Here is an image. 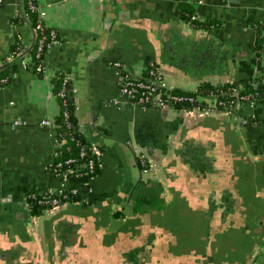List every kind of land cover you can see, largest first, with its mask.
Listing matches in <instances>:
<instances>
[{
  "label": "crops",
  "instance_id": "0c3cea01",
  "mask_svg": "<svg viewBox=\"0 0 264 264\" xmlns=\"http://www.w3.org/2000/svg\"><path fill=\"white\" fill-rule=\"evenodd\" d=\"M38 1L61 41L46 53L44 74L18 64L0 89V264L18 251L24 264H137L131 252H139L141 264H264L263 94L242 106L243 123L229 114L113 104L118 77L110 66L119 60L138 77L159 57L171 87L195 92L226 80L257 87L264 59L255 56L259 36L248 23L264 35V0ZM185 2L220 25L187 30L179 16ZM16 3L0 5V63L16 41L33 42L28 24L12 22ZM200 39L207 47L202 57ZM57 73L71 79L74 115L98 150L100 173L76 184L78 201L31 216L28 191L74 184L47 169L55 131L41 121L60 112ZM181 134L206 140L214 174L185 173V183L174 182L184 166L174 153ZM209 183L223 193L220 200L228 198L226 212L210 213Z\"/></svg>",
  "mask_w": 264,
  "mask_h": 264
},
{
  "label": "built area",
  "instance_id": "2783aa9c",
  "mask_svg": "<svg viewBox=\"0 0 264 264\" xmlns=\"http://www.w3.org/2000/svg\"><path fill=\"white\" fill-rule=\"evenodd\" d=\"M5 0H0V4H3ZM17 7L13 13V16H17L25 7L31 11L37 13L36 25L32 29L33 39L35 41V58L38 59L37 64L34 67L36 73H45V55L46 53L55 45L59 44L61 41L59 33L52 27L45 25L44 17L45 11L41 7L38 0H17ZM192 19L194 16L191 17ZM184 27L190 31H202L203 29L197 28L190 21L185 20L182 22ZM49 27L46 32L45 28ZM36 31H39V36L36 38ZM31 45V44H30ZM28 47L29 45H24ZM25 47H20L16 51L12 49L8 58L5 59L0 66L5 63L11 62L13 59L18 57V64L27 67L30 61V56L26 54ZM110 66L113 73L118 77V97H115L111 102L113 104L129 103L131 105H139L141 107L156 106L163 109H176L174 107L175 102H180L182 104H189V107L179 108L185 113H199V114H214L223 112L224 114H229L232 117H238L242 106L249 101H252L257 96V93H247L245 92V87L242 84L235 83L234 81L226 80L222 82L214 83V86L208 94H194V95H176L171 93L172 89L176 87H171L167 85L164 80L163 70L155 64V61H147L144 69L147 73L148 80L144 79H130L127 74V67L124 63L119 60H114L110 62ZM264 75V70L260 71ZM7 81V77H1L0 83ZM67 78L62 80V88L59 93L55 94L57 97L64 96V86L66 85ZM63 115L67 117V113L64 112ZM41 125L50 127L55 131L54 142L56 143V149L54 153V158L58 156L61 152L60 145L66 142L65 138L58 139L56 128L57 125L53 119H44L41 121ZM77 145L80 144L79 141L76 142ZM93 158H90L87 162V171L85 174L93 173L95 165L100 166V158L97 148L94 145L88 146ZM85 145L80 146V156L85 155ZM139 162L141 165L145 166L147 159L143 155H139ZM72 158L65 160L66 162L72 161ZM50 165V164H49ZM49 165L47 169H49ZM55 173L62 181H73V185L65 189H52L46 191L45 193H38L36 191H28L24 196V206L26 211L31 216H37L38 214H31V202L30 200H37V203L44 205L42 212H49L65 206L75 201L67 200L69 193H78L77 183L74 182L73 178L68 176L66 173L58 174L56 170L49 169ZM79 175V174H77ZM93 179V178H92ZM91 179V180H92ZM88 184V183H84Z\"/></svg>",
  "mask_w": 264,
  "mask_h": 264
},
{
  "label": "trees",
  "instance_id": "16d2710c",
  "mask_svg": "<svg viewBox=\"0 0 264 264\" xmlns=\"http://www.w3.org/2000/svg\"><path fill=\"white\" fill-rule=\"evenodd\" d=\"M2 5V4H0ZM179 16L180 18L185 21L188 20L196 26L197 28H201L203 30H208L210 28H213L215 26L220 25L218 22H214L211 20H203L200 19L195 9L190 5L189 2L181 3L179 5ZM36 16L37 13L35 11H31L27 9L26 7L17 14V16L12 17V22L16 24H28L31 29H33L36 25ZM194 16L192 19L191 17ZM250 26H252L255 29V32L258 34V42L256 45V54L255 56L261 59L263 58V52H264V35L261 33V28L258 24L250 22L248 23ZM49 27H46L44 32L47 31ZM39 36V31H36V38ZM20 47H25L24 44L18 40L14 43L13 50L16 51ZM35 41L33 39V42L28 47H25L26 54L30 56V61L28 63V68L34 70L35 65L38 62V59L35 58ZM157 66L158 64L155 63ZM18 65V57L13 59L11 62L5 63L2 66H0V78L1 77H7V81L4 83H0V89L3 88L6 83L9 81V71L15 72ZM264 70V67L262 68ZM128 77L130 79H144L148 80V76L146 73V70L143 69L141 75L138 77H134L133 74H131L129 71H127ZM260 75L256 77L257 80H259L260 83L264 82V75L259 73ZM67 78L66 85L64 86V96L58 97L57 99L60 104V112L55 118V123L57 125L56 132H57V138L60 140L62 138L66 139V142L60 145V154L56 156L50 163L49 169H55L56 172L60 175L62 173H66L68 176L72 177L75 183H89L92 178H95L100 173V168L95 165L93 173L85 174L84 172L87 171V162L90 158H93L94 155L88 148L91 144L88 143L85 139V131L83 127L77 122V119L74 115V104H73V94H72V84L71 79L68 75H65L63 73H57L53 78V92L55 94L59 93V91L62 88V80L64 78ZM237 83V82H235ZM239 84V83H238ZM214 86L204 83L201 85L197 91L190 92L179 88L172 89L171 93L176 95H194L197 93L200 94H208V92L213 88ZM251 86L249 89L245 88V92L247 93H257V96L255 99H258L262 94H264V84L260 87H254ZM251 102V101H249ZM174 107L176 109H179L181 107H189V104H182L180 102L173 103ZM67 113V117L63 115V113ZM79 141L80 144L77 145L76 142ZM85 145V155L80 156V146ZM68 158H72L73 160L70 162H66ZM140 164V163H139ZM142 168H145V166L141 165ZM79 174V175H77ZM80 199V194L78 193H69L67 200L69 201H78ZM32 206H31V214H40L43 211L44 205L37 203V200H30Z\"/></svg>",
  "mask_w": 264,
  "mask_h": 264
},
{
  "label": "water",
  "instance_id": "95a60500",
  "mask_svg": "<svg viewBox=\"0 0 264 264\" xmlns=\"http://www.w3.org/2000/svg\"><path fill=\"white\" fill-rule=\"evenodd\" d=\"M115 2H113L114 4ZM141 25L145 26L146 28L151 25V23L149 21H142L140 22ZM199 42H201L199 45L200 46V56L202 57L204 55V52L207 51V47L204 46L203 42L205 43V41L203 40V42L201 41V39L199 40ZM208 54V52H207ZM157 60V64L159 67L162 66L161 60H159V57L156 58ZM198 60V59H197ZM201 63V60H200ZM200 65V64H199ZM260 73V72H259ZM257 73V75H255L256 77L259 76L260 74ZM256 83V81H255ZM264 84V82L259 83L257 85V87H261ZM264 96V94H263ZM167 110V109H164ZM202 117H207V116H223L224 113L223 112H219V113H214V114H200ZM229 118V120H231L230 118H232L231 116H227ZM233 119V118H232ZM234 120H238L240 123H243L242 120V116L239 114L238 117L234 118ZM232 121V120H231ZM186 134L180 136L179 140L177 141V145H176V149H175V158L177 160H179L180 162H182V171L180 172V174H178L179 179L176 180L174 178V182L177 183H185V178L186 175L185 173L189 174L188 176H195L196 173L198 175L201 174H206V175H211L214 174V172L216 171V165L214 164L213 160H211L212 158V151L207 147L206 145V140L202 139H196L194 141H185L186 139ZM169 172L170 169L168 168H163L161 173H162V177L166 183V185H171V183L173 182V180L170 178L169 176ZM207 205L210 206V213L214 214L215 212L221 211L223 210L224 212L227 211V209H229L230 206L225 207L228 203V198L224 199V197L222 198V200L219 199V196H222L223 193H220L218 191V187L212 183H209L207 185ZM72 204V203H70ZM70 204H67L65 206H62L60 208H57L55 210H52L50 212H55L61 209H64L66 207H68ZM223 207V209H222ZM227 208V209H226ZM151 246L147 245V250L150 249ZM135 249V248H134ZM6 258H5V262L7 264H24L26 260H24L23 258H21L22 254H19V251L16 253V255H10V253H6ZM131 258L132 260L137 263V264H141L140 262V258H139V252H131ZM38 260H41V257H39ZM191 262V261H190Z\"/></svg>",
  "mask_w": 264,
  "mask_h": 264
},
{
  "label": "rangeland",
  "instance_id": "374dc122",
  "mask_svg": "<svg viewBox=\"0 0 264 264\" xmlns=\"http://www.w3.org/2000/svg\"><path fill=\"white\" fill-rule=\"evenodd\" d=\"M164 80H165V78H164ZM165 83H166V81H165ZM167 84V83H166ZM168 85V84H167Z\"/></svg>",
  "mask_w": 264,
  "mask_h": 264
}]
</instances>
